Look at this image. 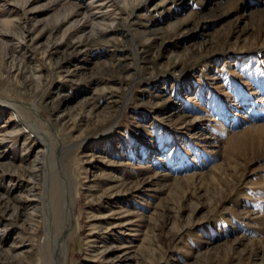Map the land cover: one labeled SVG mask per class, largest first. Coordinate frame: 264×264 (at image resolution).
<instances>
[{
    "label": "rangeland",
    "instance_id": "obj_1",
    "mask_svg": "<svg viewBox=\"0 0 264 264\" xmlns=\"http://www.w3.org/2000/svg\"><path fill=\"white\" fill-rule=\"evenodd\" d=\"M0 98L70 148L67 264H264V0H0ZM41 150L0 106V264L47 263Z\"/></svg>",
    "mask_w": 264,
    "mask_h": 264
},
{
    "label": "bare ground",
    "instance_id": "obj_2",
    "mask_svg": "<svg viewBox=\"0 0 264 264\" xmlns=\"http://www.w3.org/2000/svg\"><path fill=\"white\" fill-rule=\"evenodd\" d=\"M0 106L8 107L12 111L14 120L40 144L41 164L46 170L47 184H43L44 190L38 198L26 199L22 205L27 207L33 202V206L39 205L40 210L37 215L44 221L45 251L48 252L46 264H67L66 250L76 202L72 195L69 174L62 163V156L70 148L58 146V139L53 136L51 127L43 123V119L34 107L1 98ZM45 156H47L46 160ZM54 156H57L56 161ZM50 158L51 166L48 169ZM35 162L37 164L39 160L35 158ZM34 171L31 169L32 173Z\"/></svg>",
    "mask_w": 264,
    "mask_h": 264
}]
</instances>
